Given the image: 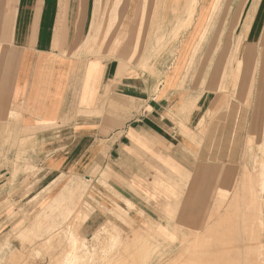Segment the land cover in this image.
I'll return each instance as SVG.
<instances>
[{"label": "crops", "instance_id": "obj_1", "mask_svg": "<svg viewBox=\"0 0 264 264\" xmlns=\"http://www.w3.org/2000/svg\"><path fill=\"white\" fill-rule=\"evenodd\" d=\"M129 1L131 0H113L108 11L109 17L101 46L111 36L121 16L124 17ZM132 1L144 3L146 0ZM162 1L164 0L159 1L161 6L158 12L153 9L157 0H149L147 9L144 7L145 10L140 11L139 17L145 12L147 16L146 29L138 47L141 54L150 41L155 40L153 33L156 30L161 32L162 28H165L166 33L163 36L159 35L158 50L155 49L147 58L153 59L162 46H166L167 51L166 55L155 62L153 70L142 76V72L135 64L136 60L132 63L130 62L132 59L106 60L80 52V44L87 41H92L90 47L94 49L93 51H100L95 47L96 31H100L106 12L105 10L103 16L99 14L101 0H0V146L6 145L1 151L4 156L0 157V162L18 161L26 168L33 164L46 163L51 168L49 171L55 172L60 171L66 163L77 164L92 160L91 157L96 155L98 147L105 148L106 152L108 147L111 151L118 149L117 156L112 154L113 152L111 156L122 158L120 161L126 159L137 161L135 152L144 151L148 153L144 154L148 160L145 158L143 160L159 162L164 168L160 172L166 178L189 175L187 195L177 215V221H180V218L181 221H188V211L201 206L210 194L212 181L216 179L221 182L227 176L228 169L199 165L191 175L189 165L172 153L157 149L152 143L154 141L146 134L164 137L165 143L169 144L172 141L168 142V139L157 130L169 133L174 125L180 123L186 129H193L198 124L203 129L201 122L205 118V112L214 110L211 106L214 96L216 97L223 89H229L237 59L243 50L240 47L237 57H234L236 37L233 56L227 60V64V55L221 56L220 51L215 62L216 71L214 74L210 72L208 78L203 81L206 84L205 90L212 94L211 97H207V103L204 90L186 92L185 88L188 86L185 84L189 79L192 78L191 81L198 84L206 73L204 71L206 58L198 62L199 51L205 46L203 34L210 27L204 21L205 19L207 21L210 15L214 19L219 18L228 2L231 7L230 17L237 12L240 3L243 2V17L256 7L259 0H196L194 20L192 24L186 26L187 31L192 27L195 29L192 28L196 32V38L190 46L186 38L184 41L183 39L173 41L172 47L168 41L178 26L190 15V7L194 0H166L167 3L171 2L167 6L171 5L170 10L166 11V5ZM260 6L261 4H258V8ZM98 16L101 20H98ZM152 24H155V28L151 26ZM132 29L130 28L129 32L134 35L133 43H130L129 49L126 47L121 49L126 57L129 56V51L137 46V34ZM62 32L72 36L74 34L75 40L72 41L70 38L68 43L65 42L62 39ZM122 37L115 39V48L122 45L119 43ZM194 43L195 46L187 61ZM132 55L133 53L129 58ZM186 61L187 66L182 73ZM224 65L226 67L223 68ZM222 68L225 75L220 73ZM191 74L192 77H189ZM250 81L244 75L238 83L240 90L248 89ZM249 91L245 92L249 94ZM178 129L183 127L178 126ZM172 134L171 131L170 135ZM180 140L183 146H193L186 137H181ZM103 160L113 161V158L107 157ZM116 175L117 172L112 167L100 173V177L107 180ZM137 176L145 175L138 172ZM156 176L163 178L159 174ZM119 177L122 178V175ZM156 178L150 181L152 183L146 192L152 194L173 192L172 180H165L162 186ZM61 179L62 177L56 179L55 184ZM79 181L77 176L69 178L60 187V193L52 196L49 204L63 193L72 192L73 188L80 187ZM132 181L127 184L131 193H126L121 184L116 191L129 208H135L136 194L139 198L144 197L136 190L137 186L134 180ZM218 188L220 183L217 184ZM81 193L79 210L83 223H86L85 228L83 227L85 235H91L92 240L105 228L118 234L126 232L112 221H104L98 226V221H93L90 216L93 208L87 206L89 203L84 201L83 190ZM117 213L124 220L123 227L133 229L138 225L147 224L170 238L174 227L181 225L179 222L167 220L164 216H161L159 221L133 219L129 221V216L121 208H118ZM79 233L82 238L89 240L82 232Z\"/></svg>", "mask_w": 264, "mask_h": 264}, {"label": "rangeland", "instance_id": "obj_2", "mask_svg": "<svg viewBox=\"0 0 264 264\" xmlns=\"http://www.w3.org/2000/svg\"><path fill=\"white\" fill-rule=\"evenodd\" d=\"M159 1L160 0H157L156 5L153 6V9L156 12L160 10L161 2L159 3ZM261 1L262 0H259L256 4V7L251 10L253 11L252 16L248 23L246 32L244 33L242 32L244 27H241V23L234 28V32L231 30V32L228 33V30H230L231 18L233 19V16L230 18L226 17L227 19L225 18L222 21L224 13L227 12V14L229 13L230 15V2L227 3L225 10L223 11L224 13L219 16V18L214 19L212 15H210L207 21L205 19L204 22H207V24H205L207 26L210 25V27L209 30L203 34L205 46L199 51L198 62H200L202 58H206L204 66V71L206 73L203 79L198 82V84L192 82V78L189 79V81L185 84V86H188L185 88L186 92H191V90H204L207 103V97L210 95L212 96V94L210 91L205 90L206 84L203 83V81L208 78L210 72L214 74L216 71L215 62L220 51L221 56L227 55V64V60L233 56V44L235 42V38L237 37L236 42H238V39H240V47L243 48L246 43L244 47L245 49L241 52V56L243 57V65L239 81L242 79V77H244V75H246L247 78L248 74L252 75L253 73V79L254 75L256 76L253 82L251 96L245 92L247 88L240 90L239 85L236 87L235 91L223 89V91H220L216 95L218 98L215 96L213 97L214 100L211 102V106L214 108V110L210 109L205 112V118L201 122L203 129L199 127V124L193 129H186L184 128V125L180 123V125H177L181 128L183 127V129H178V126L174 125L173 130H169L170 132L172 131V135H170V132L165 133L164 131L157 130L168 139V142L172 141L169 144L165 143L166 141H164V137L160 138L158 135L155 136L152 134H146L150 139L156 142V144L154 142L152 143L157 149H160L163 152L166 151L169 154L172 153L178 159H182V162H185L187 165H189V174L191 175H193L195 169L199 165L214 167L220 166L223 167V169H228L226 171L227 176L223 178L221 182L220 180L216 181V179L212 181L213 185L209 189L210 194L207 195L208 197L205 198V201L201 204V206L199 205L197 209H191L188 211L187 215H189V220L181 221L182 218H180V221H177V215L179 214L183 200L187 195L189 186L188 184L190 181L188 177L189 175L180 174L182 175L181 177L173 176L172 179L169 177L166 178L160 172L161 169H164L163 166L159 162H148V158H145V155L148 153L144 151L135 152L137 161H129L128 159L125 161H120L122 158L111 156L112 152V154L117 156L119 153L118 149L111 151V148L108 147V152H106L105 148L98 147L96 155H92L91 157L92 160H88L86 162L81 161L77 164L66 163L60 171L55 172L49 171L51 168L46 163L43 165L33 164L26 168L23 167V165L18 161H1L0 264H62L65 261L66 255L73 251L79 256L78 264H167L168 262L170 264H175L173 262L175 260L179 261V263L182 262L180 264H183L188 254L197 255L198 253L199 255L202 253V251H204L203 249H206L201 242L203 241V238L209 241V245L215 243L214 246L216 245L217 247H214L212 244L214 249L211 247V251H208L217 254L218 257H220L219 262H222L221 264H236V261H238V264L244 263L243 261H245L246 264L249 263V261V264H252L251 261H254L253 264H264L260 260L259 256L261 254H259V251L261 252L260 249L264 250V208H262L263 210L259 209L260 206H257V202H255V204L253 202L252 205L249 204V206L246 207L247 204H245V200L242 199L240 201H242L243 204L242 202H238L237 204V202L235 203V198L233 197V192L236 194V190L240 188L242 191V193H240L242 195H246L247 197L252 196L249 186L246 189H250V191L248 190L250 195L246 189L243 188L246 187L244 184H248V179H246L247 177H244L245 165H248L251 169H254V166L258 165L261 166V185L257 184L255 189L257 190L258 188L257 193L260 197L262 196L261 201H264V126L261 123V104L264 100V46L262 42L260 43V41L253 42L252 40L247 39L253 18L255 17V13L258 9V4H260ZM112 2L113 0H101L100 3L99 14L103 16L104 11L106 10L102 27L99 32L96 31L97 40L95 47L97 50L100 49V51H93L94 49L92 50L90 47L92 41H87L80 44V52L88 53L93 57H100L106 60L120 58L124 61H127L132 59L130 61L131 63L133 60H136L135 64L142 72V76L148 75V72L153 70L155 62H158L160 58L167 52L165 50L166 46H162L153 59L149 60V58H147L153 53L155 49H157V44L160 45V43H158V38L159 35H165V28H162L161 32L156 30V32L153 33L155 34L153 38L155 40L150 41L144 53L142 52L141 54L138 47L140 45L143 32L146 29V12L145 14L143 13L142 17L139 16L140 11L145 10L144 7L147 9L149 0H146L144 3L131 0L129 1L128 7L126 8L124 17L121 16L120 21L111 33V36L108 37L106 42L101 46V42L103 41L102 38L104 36L109 17L108 11ZM162 2H164L166 5L165 11L167 9L170 10L171 5L169 7L167 6L171 4V2L167 3L166 0ZM248 5L249 3H247V7ZM242 6L243 2L240 3V10ZM196 9L197 2L194 0L190 7V15L187 19H184L182 24L178 26L177 31L168 41L169 45L171 44V47L173 45V41L178 42L179 39H183L184 41L186 38L188 45L190 46V43L196 38V32L193 31L194 28H189L188 31L186 30V26L192 24L194 20L193 11ZM240 10L238 9V11ZM249 12L245 14L243 12L244 17L247 16ZM165 14L166 12H164V17L166 18ZM209 19H211V21ZM98 20H101L99 16ZM151 26L155 28V24H152ZM207 26L206 28H208ZM130 28H133L132 30L136 31L137 46L133 47L132 50L129 51V56L133 53V55L129 58V56H124L121 49L123 47L129 49L130 43H133L134 35L132 36V34L129 32ZM185 30L186 33H184ZM157 34L158 36H156ZM119 36H123L122 41L119 42L122 45H118L115 48V39ZM70 38H72V41H74V34L72 36L69 33L65 34L62 32V39L65 40V42L68 43ZM250 44L252 45L253 56L251 53L250 56L252 58H250L248 62L246 57H248L247 53L251 48L249 47ZM194 46L195 43L189 51L187 61L191 56ZM128 49H126V51ZM260 52L261 61L260 64H258ZM236 54L237 52L235 53L234 57ZM187 61L185 62L182 73L185 71ZM224 67H226V65H224L223 68ZM223 68L220 73H224L225 75ZM219 71L220 70L218 69V72ZM189 77H192V74ZM215 104H217L216 107H213ZM203 105L204 101L202 103V106ZM181 137H186L189 139L190 143H193V146H183L180 143ZM253 137L254 143L252 144L251 141ZM4 146L6 145L2 144L0 146V154H2L0 157L4 156L1 152L5 148ZM107 157L111 159L113 158V161L103 160L104 158L107 159ZM260 157L261 159H259ZM93 158H97V160H93ZM143 158L147 160L144 159V161ZM109 167L114 168L117 172V175L112 176L113 178L110 180L101 178L100 173ZM138 172L145 176H137ZM157 174H159V176L163 175L161 176L163 178L157 177ZM121 175L122 178L119 177ZM73 176H77L80 179V187L73 188L72 192L63 193L61 197H57L56 200L49 204L52 196L59 192L61 190L60 187ZM60 177H62V179L57 184H55V180ZM155 178L158 179L160 183H162V186L165 183V180H172L174 184L173 192H163L158 194L148 193V191L146 192L152 183L150 181H153ZM244 178L247 182L245 181L243 184ZM87 179L92 180L87 181ZM132 180H134V184L137 186L136 190L141 196H144L143 198H139V196L136 194L137 201H135V208H129L126 201L120 198L116 192L118 191L119 185L121 184L126 189V193H131L127 187V184L128 182L132 183ZM218 183H220V188L217 189ZM223 188H226V191H224ZM82 190L84 191V201L89 203L87 206L93 208V211L90 215L91 219L93 221H98V226L104 221H112L118 226L124 228L126 232L118 234L113 233L109 229L105 228L102 229L92 240L90 239L91 235H85L86 233L83 231L86 223H83L84 220L81 218V211L79 210ZM244 190L246 192H244ZM221 197L222 200H220ZM230 199H234V201H231L236 204L237 207L234 206L235 209H233V203L231 205ZM227 204L231 205L232 209L230 208L231 206L227 208ZM218 205L221 207L220 209H218ZM238 205L243 206L238 207ZM253 205L256 206V211L254 210L255 214L256 212H258L256 215L262 214L261 217L259 216V219L258 216L253 214V209H255ZM244 206L246 208H244ZM118 208H121L126 212L127 216H129V221H159V218L164 216L167 220L169 219L170 221H175L177 223L179 222L181 225L174 227V231L172 232V235H174L173 239L172 236L171 238L168 236L166 237L164 234L160 233L159 230L147 224L144 226L138 225L133 229H129L126 226L123 227L122 221L124 220L117 215ZM243 208L245 209V213ZM251 208L253 209L251 210ZM224 210L226 212L228 211L231 215L228 216L226 214V216L223 217L222 213H225ZM234 210L237 214H234V217H232V213L235 212ZM250 211L253 212H251V214H253L255 217L250 214ZM241 212L244 215H242ZM246 212H248V215L252 217H248ZM236 215L239 217V219ZM219 216L223 217L224 221L228 217H231L226 221L231 220L230 222L234 223V227L237 228L239 227L238 225H240L241 230L238 228L240 231L235 228L240 234H235L237 233L236 231L232 232L221 228L223 234L221 233L215 236L225 238V241H211V238L213 237L212 233L210 232L211 228L216 229V226L219 228L218 225L220 224V221H223L221 217L219 218ZM244 216L248 217L247 219L249 222L248 220L244 219ZM232 218L234 220H232ZM249 218H252V221ZM250 222H252V224ZM242 223H246L243 225L246 227H243ZM249 223L250 226L254 227L253 229L249 226ZM257 226L259 228L261 227V229L256 230L255 228H258ZM246 228L248 229L246 230ZM226 231L230 232V234H227ZM250 231L255 233L253 234ZM79 232H82L89 240L82 238ZM183 236H191V238L188 241L184 239ZM243 236L245 238H243ZM253 236H255L256 241ZM256 236L258 238L263 236L262 244L258 241L259 239ZM233 237H235L234 240H231V242L228 243L230 239H233ZM241 242H244V244L249 243L250 245H244ZM220 243L224 245L227 243L225 245L226 249H219V247L222 246ZM228 245L232 247L228 248ZM238 245L240 246L238 247ZM242 245L244 246V249ZM246 246L248 247L245 248ZM250 247L252 248L250 249ZM237 251L242 252H240V254ZM251 251L252 253H249ZM243 253L244 255H242ZM251 254L253 257H251ZM220 255L223 256L221 257ZM211 262V264H216L214 261ZM197 264H201L199 257L197 258Z\"/></svg>", "mask_w": 264, "mask_h": 264}, {"label": "bare ground", "instance_id": "obj_3", "mask_svg": "<svg viewBox=\"0 0 264 264\" xmlns=\"http://www.w3.org/2000/svg\"><path fill=\"white\" fill-rule=\"evenodd\" d=\"M260 4H261V6L257 9V11H256V13H255V17L253 18V21H252V24H251V27H250V32H249V34H248V36H247V39L248 40H252L253 42H257V41H260V43L262 42V44H263V46H264V0H262L261 2H260ZM239 10H240V8H239ZM226 12V11H225ZM229 12H230V10H229ZM252 12L253 11H250L248 14H247V16H243L242 17V8H241V10L240 11H238L237 10V12L233 15V19L231 18V22H230V30H228V33L229 32H231V30H232V32H234V28L236 27V26H238L240 23H241V27H244V30H242V32L244 33V32H246V29H247V26H248V23H249V21H250V19H251V16H252ZM141 13V12H140ZM213 13V12H212ZM154 14V13H153ZM154 16V15H153ZM237 16H238V18H237ZM160 17V16H159ZM230 18V16H229V13L227 14V12L226 13H224L223 14V17H222V21H223V19H225V18ZM153 18V17H152ZM226 18V19H227ZM210 21H211V19H209ZM229 24V23H228ZM193 28V27H192ZM239 41H240V39H238V42H237V44H236V52H237V54H236V56L235 57H237V55H238V51H239V48H240V45H239ZM247 41V40H246ZM239 45V46H238ZM245 45H246V43H245ZM245 45H244V47H245ZM243 47V50L245 49ZM249 47H251L249 50H248V53H247V56L249 57H246V59H248V62H249V60H250V58H252L251 56H250V54L252 53V56H253V51H252V45L250 44V46ZM242 50V51H243ZM235 52V53H236ZM235 53H234V55H235ZM243 57L242 56H240L237 60V63H236V67H235V70H234V72H233V77H232V80H231V83H230V86H229V89L232 91H235L236 90V87H237V85H238V82H239V79H240V76H241V69H242V65H243V59H242ZM260 58H261V52H260V56H259V58H258V64H260ZM258 70V69H257ZM255 75H254V79H253V73H252V75L251 74H248L247 75V78L248 79H250L251 81V83H250V85H249V88L247 89V90H250L249 92V94H250V96H251V92H252V89H253V82H254V80H255ZM263 90H264V87H263ZM263 93H264V91H263ZM216 94V93H215ZM214 94V95H215ZM217 97V96H216ZM218 98V97H217ZM250 100V99H249ZM247 102H248V100H247ZM262 103V102H261ZM262 106V109H261V112H262V119H261V123H262V125L264 126V100H263V103L261 104ZM243 110V109H242ZM240 113V112H239ZM260 124V123H259ZM264 131V130H263ZM257 137V136H256ZM251 143L253 144L254 143V137H253V139H252V141H251ZM260 144H262V143H260ZM257 145V144H256ZM262 146V145H261ZM260 146V147H261ZM259 147V148H260ZM250 149V148H249ZM259 152V151H258ZM262 155V154H261ZM259 159H261V157L259 158ZM259 159H258V161H259ZM263 159V158H262ZM255 161H256V159H255ZM261 161V160H260ZM262 162V161H261ZM254 163V162H253ZM258 163V162H257ZM245 165V164H244ZM253 168V167H252ZM263 170V169H262ZM261 176H262V174H261V166H258V165H256V166H254V169H251L248 165H245V173H244V177H247L246 179H248V182L245 180V178L243 179V184H244V182L246 181L248 184L246 185V184H244V186H246V187H243L244 189H246V188H248V186H249V188L251 189V194H252V196L251 197H247L246 195H242L241 193H242V191H241V188L240 189H235L236 190V194H235V192H233L234 194H235V196H234V194H233V197L235 198V203L237 202V204H238V202H242V201H240L241 199L242 200H245L244 202H245V204H247L246 205V207L247 206H249V204H253V202H254V204H255V202H257L256 204H257V206H260L259 207V209H261V210H263L262 208H264V206H263V202L261 201V197L259 196V194L257 193V190H258V188H257V190L255 189L256 188V186H257V184L258 185H261ZM250 180V181H249ZM241 184H242V182H241ZM242 184V185H243ZM242 185H240V186H242ZM239 186V187H240ZM262 188V187H261ZM263 188H264V184H263ZM250 189H246V191L248 192V190L250 191ZM224 191H226L225 189H224ZM245 190H244V192H246ZM228 192V191H227ZM241 192V193H240ZM249 193V195H250V192H248ZM248 193H247V195H248ZM244 194V193H243ZM261 194V193H260ZM228 195V194H227ZM248 195V196H249ZM232 197V198H233ZM240 197H242V198H240ZM264 197V196H263ZM220 200H222V197H221V199ZM225 200V199H224ZM232 199H230V201H231ZM232 201H234V199L232 200ZM231 201V205H232V202ZM247 201V202H246ZM251 201H252V203H251ZM223 202V201H222ZM235 203H233V207L235 206V207H237L236 206V204ZM240 204V203H239ZM242 204H243V202H242ZM228 206H227V208L229 207V206H231V205H229V204H227ZM232 206L230 207L231 209H232ZM241 206H243V205H238V207H241ZM254 206V205H253ZM218 207H219V205H218ZM235 207L233 208V209H235ZM245 206H244V208H246ZM255 207V209H253V208H251V210L253 209V212H254V210L256 211V206H254ZM221 207H219L218 209H220ZM226 208V209H227ZM243 208V210H244V213H245V209ZM258 208V207H257ZM222 209H223V204H222ZM230 209V210H231ZM238 209V208H237ZM240 210V209H239ZM248 210H250V209H248ZM218 211V210H217ZM233 211V210H232ZM235 211V210H234ZM238 211V210H237ZM240 211H242V210H240ZM240 211H239V215H240ZM258 211V210H257ZM220 212V211H219ZM221 212H223V211H221ZM224 212L225 213H222V216L223 217H225L226 216V214L229 216V215H231L228 211L226 212L225 210H224ZM251 212L252 211H250V214H251ZM252 212V213H253ZM242 213V212H241ZM247 213V216L249 217L250 215H248V212H246ZM258 212H256V214H257ZM234 214H237L236 213V211L235 212H233L232 213V217H234L233 215ZM254 215H256L255 214V212L253 213ZM253 214H251V215H253ZM242 215H244L243 213H242ZM253 215V216H254ZM237 216V215H236ZM247 216H244L245 218L244 219H246V220H248L247 218ZM256 216H258V219L262 216V214H258V215H256ZM260 216V217H259ZM221 216H219V218H220ZM223 217H221V219L223 220ZM238 217V216H237ZM241 217V216H240ZM250 217H252V216H250ZM255 217V216H254ZM229 219L231 218V217H228ZM227 218V219H228ZM226 219V220H227ZM228 219V220H229ZM236 219V218H235ZM238 219H239V217H238ZM241 219V218H240ZM243 219V220H244ZM250 219V218H249ZM252 219V218H251ZM250 219V220H251ZM256 219V218H255ZM257 219V220H258ZM262 219V218H261ZM220 221V224L218 225L219 226V228L216 226V229H213V228H211V233H212V235H213V237L211 238V241H213V240H220L221 242H224L225 241V238H220V237H216L215 235H217V234H221L222 233V231H221V228L222 229H224V230H228V231H232V232H234V231H236V229H240V225H238V224H236V225H238L239 227L237 228V227H234V223H231L230 221ZM232 220H234L233 218H232ZM236 221V220H235ZM239 221V220H238ZM242 221V220H241ZM240 221V222H241ZM245 221V220H244ZM244 221H242V222H244ZM252 221V220H251ZM254 221V220H253ZM256 221V220H255ZM213 222V221H212ZM248 222H249V220H248ZM258 222V221H257ZM261 222V221H260ZM263 222V221H262ZM215 223H217V222H215ZM239 223V222H238ZM246 223H247V221H246ZM246 223H244V224H246ZM251 224H252V222H250ZM250 223H249V226H250ZM259 223V222H258ZM240 224V223H239ZM243 223H242V226L244 225ZM248 224V223H247ZM257 224V223H256ZM261 224V223H260ZM210 225V224H209ZM235 225V226H236ZM248 226V225H247ZM255 226V225H254ZM261 226V225H260ZM264 226V225H263ZM243 227H246V226H243ZM250 227H252V226H250ZM258 227V226H257ZM262 227V226H261ZM261 227L259 228H255L256 230L258 229H261ZM236 228V229H235ZM254 227H252V229H253ZM238 229V231H240ZM248 228H246V230H247ZM251 229V230H252ZM243 231H244V229H243ZM261 231H263V230H261ZM60 232V231H59ZM207 232V231H206ZM227 232V231H226ZM237 232V231H236ZM246 232V231H245ZM250 232H252V231H250ZM257 232V231H256ZM208 233V232H207ZM225 233V232H224ZM230 234V232H227V234ZM239 232H237V233H235V234H238ZM253 233V232H252ZM255 233V232H254ZM253 233V234H254ZM258 233H259V231H258ZM262 233V232H261ZM223 234V233H222ZM226 234V235H227ZM240 234V233H239ZM247 234H248V231H247ZM250 234V233H249ZM245 235V234H244ZM263 235V234H262ZM54 236V235H53ZM174 235H172V239L174 238L173 237ZM211 236V235H210ZM228 236V235H227ZM231 236V235H230ZM233 236V235H232ZM237 236V235H236ZM235 236V237H236ZM229 237V236H228ZM235 237H233V239H230V241L228 242V243H230L231 242V240H234V238ZM248 237V236H247ZM250 237V236H249ZM254 238H255V236H253ZM253 237H251V238H253ZM257 237V236H256ZM263 237V236H262ZM262 237H257L258 239V241L262 244ZM183 238L184 239H186V240H190V238H191V236H187V237H184L183 236ZM188 238V239H187ZM227 238V237H226ZM243 238H245L244 236H243ZM242 238V239H243ZM241 239V240H242ZM247 239H249V238H247ZM246 239V240H247ZM242 241H244V240H242ZM254 241V240H253ZM255 241H256V238H255ZM264 241V240H263ZM202 243H203V245H204V247L206 248V249H203L204 251H202V253L201 254H199L198 255V253H197V255H193V254H188L187 255V258L185 259V261L183 262V264H197V258L199 257V260L201 261V264H211L212 262L211 261H214V263H216V264H221L220 262H219V258L220 257H218V255L217 254H214V253H211V252H209V251H211L210 249H211V247H212V244H213V246H214V244L215 243H212L211 245H209V241H207V240H205L204 238H203V241H201ZM248 242V241H247ZM171 243V242H170ZM242 243V242H241ZM240 243V244H241ZM250 243H251V240H250ZM253 243H255V242H253ZM222 246L221 247H219V249L221 248L222 250L223 249H226V244L224 245V244H222V243H220ZM235 244V243H234ZM242 244H244V242L242 243ZM247 243H245L244 245H246ZM249 244V243H248ZM247 244V245H248ZM198 245V244H197ZM196 245V246H197ZM224 245V246H223ZM250 245V244H249ZM248 245V246H249ZM259 245V244H258ZM193 246V245H192ZM216 246V245H215ZM214 246V247H215ZM220 246V245H219ZM233 246H235V245H233ZM237 246V245H236ZM240 245H238V247H239ZM248 246H246L245 248H247ZM261 246H263V245H261ZM214 247H212L213 249H214ZM217 247V246H216ZM232 246H230V245H228V248H231ZM242 247H243V249H244V246L242 245ZM242 247H240V248H242ZM252 247H250V249H251ZM201 249V248H200ZM255 249V248H254ZM197 250V249H196ZM209 250V251H208ZM216 250V249H215ZM218 250V249H217ZM233 250H234V247H233ZM247 250V249H246ZM249 250V249H248ZM253 250V249H252ZM261 250V252L259 251V248H258V251H259V256H260V260L264 263V250H262V249H260ZM214 251V250H213ZM235 251H236V249H235ZM238 251H239V248H238ZM237 251V252H238ZM254 251V250H253ZM257 251V252H258ZM222 252V251H221ZM220 252V253H221ZM240 252H242V251H240ZM240 252H238V253H240ZM246 252V251H245ZM200 253V252H199ZM249 253H252V251L251 252H249ZM248 253V254H249ZM223 254V253H222ZM241 254V253H240ZM239 254V255H240ZM238 255V256H239ZM242 255H244V253L242 254ZM252 255V254H251ZM14 256V255H13ZM173 256H175V255H173ZM221 256V255H220ZM223 256V255H222ZM221 256V257H222ZM225 256H226V254H225ZM224 256V257H225ZM232 256V255H231ZM249 256V255H248ZM258 256V257H259ZM196 257V258H195ZM244 257H246V256H244ZM250 257V256H249ZM248 257V258H249ZM251 257H253V255L251 256ZM257 257V258H258ZM226 258V257H225ZM245 259V258H244ZM243 259V260H244ZM13 260V259H12ZM16 260V259H15ZM167 260V259H166ZM174 260H175V258H174ZM173 261V260H172ZM248 261V260H247ZM78 262H79V256L77 255V254H75V252L73 251V252H70L69 254H67L66 255V258H65V261L62 263V264H78ZM161 262V261H160ZM171 262V261H170ZM175 264H180V263H182V262H180L179 263V261H173ZM237 263L236 264H238V261H236ZM244 263H245V261H243ZM158 263V262H157ZM162 263V262H161ZM169 263V262H168ZM167 263V264H168ZM244 263H242V264H244ZM249 263H250V261H249ZM249 263H247V264H249ZM251 263L253 264L254 263V261H251ZM102 264V263H101ZM158 264H160V263H158ZM164 264V263H163ZM170 264V263H169ZM246 264V263H245Z\"/></svg>", "mask_w": 264, "mask_h": 264}]
</instances>
